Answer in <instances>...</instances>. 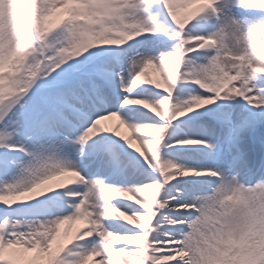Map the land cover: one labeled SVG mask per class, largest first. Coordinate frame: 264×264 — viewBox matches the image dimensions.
Returning a JSON list of instances; mask_svg holds the SVG:
<instances>
[{"label":"snow or ice","instance_id":"1","mask_svg":"<svg viewBox=\"0 0 264 264\" xmlns=\"http://www.w3.org/2000/svg\"><path fill=\"white\" fill-rule=\"evenodd\" d=\"M0 264H264V0H0Z\"/></svg>","mask_w":264,"mask_h":264},{"label":"rangeland","instance_id":"2","mask_svg":"<svg viewBox=\"0 0 264 264\" xmlns=\"http://www.w3.org/2000/svg\"><path fill=\"white\" fill-rule=\"evenodd\" d=\"M182 11H187V9H183ZM107 123L115 124L116 121L113 120V121H109ZM119 132L121 133V135H124V136H128L129 135L128 130L124 126H121L119 128ZM133 146L135 147V144Z\"/></svg>","mask_w":264,"mask_h":264},{"label":"bare ground","instance_id":"3","mask_svg":"<svg viewBox=\"0 0 264 264\" xmlns=\"http://www.w3.org/2000/svg\"><path fill=\"white\" fill-rule=\"evenodd\" d=\"M53 183H54V182H53ZM73 227H75V225H74Z\"/></svg>","mask_w":264,"mask_h":264}]
</instances>
